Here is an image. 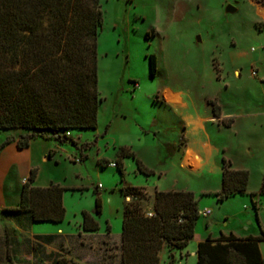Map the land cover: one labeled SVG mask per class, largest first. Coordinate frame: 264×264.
<instances>
[{"label":"rangeland","instance_id":"374dc122","mask_svg":"<svg viewBox=\"0 0 264 264\" xmlns=\"http://www.w3.org/2000/svg\"><path fill=\"white\" fill-rule=\"evenodd\" d=\"M99 2L103 23L97 36L101 98L97 127L70 131L72 142L58 145L57 161L48 163L41 160L45 144L35 138L39 141H34L37 144L27 153L33 167L41 170V180L52 179L65 188L63 203L71 216L80 208L97 215L95 199L99 196L101 220H107L119 238L123 203L129 202L121 192L126 185L146 190L142 209L150 206L149 194L154 189L192 191L199 209L207 208L210 213L206 216L200 210L195 225L199 236L206 231L217 237L257 234L250 193H258L264 177V30L258 27L264 21L258 12L264 9V0ZM228 5L234 10L226 11ZM150 57L155 62L153 74ZM165 87L180 92L185 105L166 104ZM166 96L175 98L169 91ZM213 104L223 114L244 116L233 117L231 127L217 125L216 119L209 117ZM186 119L200 120V127L186 133L182 129ZM3 132L0 144L8 139ZM187 139H199L213 147L198 171L196 166L181 167L185 159L176 156V149L170 154L166 147H181ZM90 142L94 143L86 148L84 144ZM0 152L3 159L15 156L9 143L0 147ZM75 157L84 158L74 162ZM222 158L249 169L247 193L223 200L213 194L221 189ZM118 160L123 175L110 165ZM136 160L153 174L140 172ZM26 163L17 166V173L21 174ZM261 197V202L257 199L258 218L264 227V195ZM261 244L264 250V242ZM192 247L191 242L188 248ZM108 251L114 253V246ZM169 252L178 255L177 250ZM169 252L161 250L160 264H167ZM174 264L196 261L191 255L187 262Z\"/></svg>","mask_w":264,"mask_h":264},{"label":"trees","instance_id":"16d2710c","mask_svg":"<svg viewBox=\"0 0 264 264\" xmlns=\"http://www.w3.org/2000/svg\"><path fill=\"white\" fill-rule=\"evenodd\" d=\"M102 23L99 0H0V130L28 132L16 139L17 148L27 147L33 138H52L61 145L72 142L66 132L96 129L101 102L97 36ZM258 27L264 30V21ZM149 65L153 74V57ZM212 114L220 115V108L214 104ZM221 123L230 126L232 119ZM10 141L8 138L0 147ZM166 147L170 154L176 149L174 144ZM52 155V151L47 153L48 158ZM81 157L72 161L81 162L85 156ZM136 163L140 172L153 174L141 161ZM115 164L123 175L122 163L118 160ZM36 173V168L30 170L21 188L19 205L7 211H26L36 222H61L65 216V188L58 184L35 186ZM248 180L247 170L232 169L230 161L222 158L221 189L213 194L219 200L245 194ZM121 192L131 198L123 205L121 264H160L161 250L181 251L193 238L200 209L192 191L155 190L151 216L141 207L146 196L143 187L126 185ZM258 195H264V177L259 192L250 193L260 235L239 238L231 233L216 239L207 236L198 243L197 264H264L258 247V241L264 240L257 214ZM94 212H101L99 196ZM82 215L84 230L98 228L87 211ZM174 262L175 256L169 252L167 264ZM8 264H12L10 258ZM57 264L70 263L59 259Z\"/></svg>","mask_w":264,"mask_h":264},{"label":"crops","instance_id":"0c3cea01","mask_svg":"<svg viewBox=\"0 0 264 264\" xmlns=\"http://www.w3.org/2000/svg\"><path fill=\"white\" fill-rule=\"evenodd\" d=\"M259 14L264 18V9L259 8ZM171 92L175 98L173 100H168L166 93ZM164 100L166 104L172 106H184L182 95L178 91H174L169 87L164 88ZM164 102V101H163ZM228 115V116H227ZM244 116L243 114H223L220 111L219 117L211 114L209 117L216 119L217 125L223 127H231L235 119ZM233 117L235 119H233ZM232 119L230 126H224L221 123L223 119ZM200 120H185V125L182 129L186 133L191 130H195L200 127ZM188 126V130L186 127ZM5 131L6 137L10 138L9 148L15 154L14 157L10 159H3L2 152H0V264H8L10 258L12 264H57L59 259L66 260V263L70 264H108L113 261V264H121V255L119 253V240L121 242V232L119 238V232L117 234L113 233L112 227L108 224L107 220L104 219L102 222V210L100 214L93 215L91 211L84 209H79L75 213L70 215L67 208H65V216L61 222H50V221H33L31 215L26 211H7L9 208H16L19 205L20 193L23 183L29 175V172L33 167L31 163V156L27 153L33 145H36L39 141L35 138L31 139L29 145L23 149H19L16 146V139L23 134L28 133L23 129H10V130H0ZM70 131L66 132L68 137H70ZM52 144H51V142ZM45 144L44 153L41 155V160L49 162V160L57 161V153L60 152V147L57 143L50 138H40ZM213 147L207 142L199 139H187L185 144L181 147L176 146V156H180V160L185 159L184 164L181 167H197L200 170L208 161V156L211 154ZM49 151L53 152L51 158H48L47 153ZM28 154L25 159L21 156ZM191 160V164L185 165L186 161ZM26 161V166L21 174L17 173V166ZM185 165V166H184ZM232 169L241 170L245 169L249 173V180L247 185V190L250 187V177L251 173L249 169L244 166H233ZM222 171V169H221ZM14 183V185H13ZM35 186L47 187L51 184H58L52 179H46V181L41 180V170L38 169L35 180L33 182ZM261 186V185H260ZM221 188V187H220ZM9 190L12 194L9 195ZM155 190L149 194V204L147 210H153L154 193ZM260 188L258 189L259 192ZM202 192H209L204 190ZM215 192V191H214ZM98 195V191L96 192ZM124 196V195H123ZM130 197H125L124 200L130 201ZM258 201L261 202V195L257 197ZM64 205V203H63ZM124 205V203H123ZM65 207V206H64ZM259 207V206H258ZM204 209V208H203ZM203 209H200L201 211ZM207 209V208H206ZM87 211L92 218L98 223V228L96 230H84L83 215L82 212ZM259 210H257L258 214ZM210 213L206 214L208 216ZM122 217H123V207H122ZM121 217V218H122ZM255 218V213H254ZM101 220V221H100ZM105 224L102 226V224ZM261 224V222H260ZM261 228L264 232V227L261 224ZM257 234L248 235H235L239 238H245L248 236H258L260 235V229L257 225ZM121 231V230H120ZM207 236L212 239H216L217 236H213L212 233L204 232L203 235H198L195 229L193 238L189 241L188 245L181 251H177L178 255H175L177 259L175 262L188 261V258L193 255L197 264V246L198 243L203 241ZM193 243L192 249L188 246ZM261 242L258 241V247L262 257L264 258V250L262 248ZM121 244V243H120ZM114 246L115 252L111 253L108 250ZM67 251V252H65ZM74 251L79 258H76ZM121 252V249H120ZM68 260V261H67Z\"/></svg>","mask_w":264,"mask_h":264},{"label":"built area","instance_id":"2783aa9c","mask_svg":"<svg viewBox=\"0 0 264 264\" xmlns=\"http://www.w3.org/2000/svg\"><path fill=\"white\" fill-rule=\"evenodd\" d=\"M253 74H255V73H253ZM110 165H111V166H116V164H115L114 162L110 163ZM208 213H209V210L206 209V208H204V209L201 211V214H203V215H206V214H208ZM146 215H147V216H151L152 213L148 211V212L146 213Z\"/></svg>","mask_w":264,"mask_h":264},{"label":"water","instance_id":"95a60500","mask_svg":"<svg viewBox=\"0 0 264 264\" xmlns=\"http://www.w3.org/2000/svg\"><path fill=\"white\" fill-rule=\"evenodd\" d=\"M233 10H234V8L231 5H228L226 7V11H233Z\"/></svg>","mask_w":264,"mask_h":264},{"label":"bare ground","instance_id":"6f19581e","mask_svg":"<svg viewBox=\"0 0 264 264\" xmlns=\"http://www.w3.org/2000/svg\"><path fill=\"white\" fill-rule=\"evenodd\" d=\"M191 162H192L191 160H189V161L187 160L185 165H189V164H191Z\"/></svg>","mask_w":264,"mask_h":264}]
</instances>
